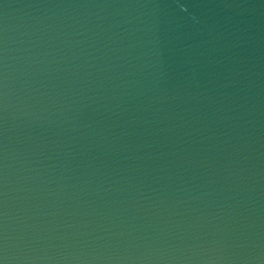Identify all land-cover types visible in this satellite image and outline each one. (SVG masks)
Instances as JSON below:
<instances>
[{"label":"water","instance_id":"1","mask_svg":"<svg viewBox=\"0 0 264 264\" xmlns=\"http://www.w3.org/2000/svg\"><path fill=\"white\" fill-rule=\"evenodd\" d=\"M0 264H264V0H0Z\"/></svg>","mask_w":264,"mask_h":264}]
</instances>
